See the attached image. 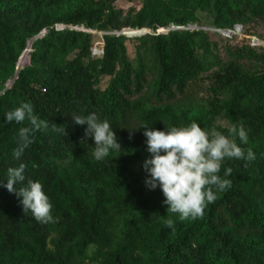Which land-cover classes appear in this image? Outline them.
<instances>
[{
  "label": "trees",
  "instance_id": "trees-1",
  "mask_svg": "<svg viewBox=\"0 0 264 264\" xmlns=\"http://www.w3.org/2000/svg\"><path fill=\"white\" fill-rule=\"evenodd\" d=\"M113 1L0 0V182L23 163L26 180L17 190L39 181L54 217L37 222L0 186V264H264V55H252L263 66L252 72L225 61L208 32L190 30L202 29L201 12L222 31L264 21V0H144L128 11ZM144 29L150 32L136 37L131 58L121 33ZM97 39L102 56L93 52ZM30 48V63L18 71ZM23 103L49 127L16 160L26 125L4 116ZM91 113L110 123L121 146L100 162L92 139L81 142L87 125L71 118ZM217 118L243 126L248 143L236 142L255 159L224 160L220 175L232 169L231 188L202 218L181 222L167 213L159 188L145 186L149 153L139 128L195 122L212 130Z\"/></svg>",
  "mask_w": 264,
  "mask_h": 264
},
{
  "label": "clouds",
  "instance_id": "clouds-1",
  "mask_svg": "<svg viewBox=\"0 0 264 264\" xmlns=\"http://www.w3.org/2000/svg\"><path fill=\"white\" fill-rule=\"evenodd\" d=\"M75 125L84 126L85 140L91 138L94 142L92 156L97 162L103 161L113 152H120L115 132L106 120L101 121L95 113L88 115H71ZM7 124L26 125L19 128L17 147L13 158L19 160L26 149L34 142L36 133L46 130L49 124L34 114L31 103H23L8 111L4 116ZM149 158L143 161L145 186L151 191L162 192L163 205L167 213L175 214L181 222L202 218L207 206L218 199V194L231 188L232 169L224 170L220 175L224 160L252 161L255 154L245 151L237 144L248 143V135L243 126L233 125L228 129V135L215 129L203 130L197 123L187 126H169L163 131L148 126H141ZM138 129V130H139ZM54 132L65 135V128L54 124ZM25 165L7 169V180L0 186L10 193L20 197L23 213H31L39 223L54 220L52 203L39 181L28 180L26 185L17 190V184L26 180ZM164 227L176 231L175 221L167 219Z\"/></svg>",
  "mask_w": 264,
  "mask_h": 264
},
{
  "label": "rangeland",
  "instance_id": "rangeland-1",
  "mask_svg": "<svg viewBox=\"0 0 264 264\" xmlns=\"http://www.w3.org/2000/svg\"><path fill=\"white\" fill-rule=\"evenodd\" d=\"M113 2L117 8L128 11L131 10L132 8L140 9L143 5L144 0H114ZM198 19L200 21V24L203 26L202 29L210 34L212 41L218 46L219 54L222 56V58L225 61L239 62L244 66H246L247 69H249L252 72L263 70L262 64L257 62L256 58L253 57V56L264 55V46L253 45V40L255 38L264 43L263 20H255L250 18L247 20L245 24V28L243 29L241 35L237 34L234 36L225 37L217 32L214 19L210 12L199 13ZM142 31L150 32L147 29H144ZM166 31L164 32L160 31V33H165ZM130 32H134V30L133 31L130 30ZM135 32H140V31H135ZM93 34L100 39L104 35L102 33H96V32H94ZM126 45L130 57L135 58L137 53V48L140 45V42L136 39V37H131L129 38ZM102 48L103 45L99 42V39H97L93 48V52L100 54ZM28 51L29 53H25L20 60L22 61V64L25 63L24 66L30 63V52L32 51V49L30 48ZM209 75L210 73L206 76ZM207 84L209 85L210 81H208ZM105 86H106V82L103 83V87ZM205 92L200 90L198 94L201 96V98H205L206 97ZM230 127L231 126L229 122L226 121L224 118H217L214 121V129L222 132L223 134L225 131H228ZM95 252H96V248L94 246H91L87 250V255L91 258Z\"/></svg>",
  "mask_w": 264,
  "mask_h": 264
},
{
  "label": "built area",
  "instance_id": "built-area-1",
  "mask_svg": "<svg viewBox=\"0 0 264 264\" xmlns=\"http://www.w3.org/2000/svg\"><path fill=\"white\" fill-rule=\"evenodd\" d=\"M60 29H64V28L61 27ZM180 29H182V28H180ZM242 31H243V27H241V26H236L235 30H233V31L217 30L218 33H220L221 35H223L225 37H230V36H234V35H237V34L241 35ZM253 45L254 46H264V43L255 38L253 40ZM94 55L102 56L103 55V51H101L100 54L94 52Z\"/></svg>",
  "mask_w": 264,
  "mask_h": 264
},
{
  "label": "water",
  "instance_id": "water-1",
  "mask_svg": "<svg viewBox=\"0 0 264 264\" xmlns=\"http://www.w3.org/2000/svg\"><path fill=\"white\" fill-rule=\"evenodd\" d=\"M173 30H185V29H180V28H174ZM190 30H203V29H198L197 27H192ZM171 30H167L166 32H169ZM46 33V32H45ZM149 32H145V31H140V32H122L121 34L126 35L127 37L131 38V37H137V36H141V35H145L148 34ZM32 46V44H31ZM26 53H29V51H27ZM25 63L22 64V61H20L19 67H18V71H20L23 67H24Z\"/></svg>",
  "mask_w": 264,
  "mask_h": 264
},
{
  "label": "bare ground",
  "instance_id": "bare-ground-1",
  "mask_svg": "<svg viewBox=\"0 0 264 264\" xmlns=\"http://www.w3.org/2000/svg\"><path fill=\"white\" fill-rule=\"evenodd\" d=\"M171 30V29H170ZM126 32H130V30H127Z\"/></svg>",
  "mask_w": 264,
  "mask_h": 264
}]
</instances>
